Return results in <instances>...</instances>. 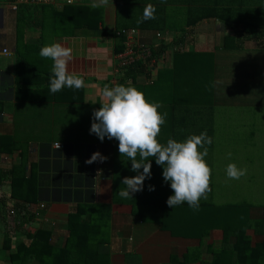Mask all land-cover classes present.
Here are the masks:
<instances>
[{"label": "crops", "instance_id": "0c3cea01", "mask_svg": "<svg viewBox=\"0 0 264 264\" xmlns=\"http://www.w3.org/2000/svg\"><path fill=\"white\" fill-rule=\"evenodd\" d=\"M10 2L11 0H0V70L11 75L13 79L10 88L0 90V135H7L8 141L15 140L14 143L25 150L23 161L27 172H30V163L37 162L42 152L44 155L47 153L46 159H49L51 165L52 152L53 149H57V143L60 145L59 149L70 145L67 149L72 155L69 160L73 162L71 163L73 167L70 171L59 172L61 176L69 177L68 180L73 181L74 178L84 180L85 176L92 174L90 171H94L98 166L95 173L97 201L108 205L107 225L99 245L103 254L100 264H180L186 252L190 258L191 249L198 245V240L173 235L162 227V218L160 219L162 214H167L168 218L172 219L165 226L177 228L179 225L178 222L176 225L173 224L177 212L170 215L172 209H169L166 203L168 196L173 193L170 182L163 179V167L157 165L154 158H150L152 175L150 179H145L143 190L134 193L132 198H122L118 194L125 187L122 179L125 176L136 175L131 171V161L126 156H120L116 139L109 140L105 137L101 142L95 134L90 133L92 113L100 107L103 88L105 86L111 88L117 84L133 85L126 68L115 70L117 62L114 36L72 33L71 21L66 22L67 18L61 14L68 5H92L93 0H74L72 4L67 3V0H53L47 5H20L17 10L10 8ZM239 3H244L242 7L247 10V20L258 21L264 27V0L243 2L239 0ZM102 8L101 27L114 29L115 1L113 0L112 4L109 0L108 6ZM224 33L223 27L217 21L202 22L196 27V40L192 46L195 52L212 55L210 60L214 69L212 84L216 108L222 106L217 96L223 86L226 88L225 93L229 95L238 85L242 86L243 91L246 87L260 86L263 89L261 92H264V50H256L252 43L246 44V49L242 50L223 49L219 47L220 43L216 37ZM211 37L213 40L210 47L207 43L206 46H201L202 38L205 42L209 40L208 43H211ZM53 42H60L73 50L69 71L82 75L84 87L70 88V92L64 89L54 94L49 87L44 88L43 84H39L41 77L38 75L33 79L24 76L33 83L23 87L16 99L14 87L16 58L23 57L33 74L34 71L42 75L52 74L53 61L41 57L39 52L42 46ZM3 49L10 55L3 54ZM172 56V52L166 54L163 62L158 65L156 77L161 68L170 69L173 66ZM135 78L136 83L144 87L133 86L142 90L149 102H159L162 105L159 111L167 114L158 137L159 141L166 144L169 138L176 140V133L188 132L191 114L188 112L189 107L185 108L183 105L175 107L174 89L169 88L170 82L166 83V86L164 84L165 90L159 92L154 85L146 87L148 84L144 82L142 74L136 75ZM54 96L59 101H54ZM226 106L253 107L252 103L243 105L228 103ZM47 143L48 149L41 147ZM90 145L95 151L106 156L107 162L86 164ZM2 147L10 149L11 143L8 142ZM19 156L18 150L6 152L4 158L0 159V166L8 168L11 164L19 163L21 161ZM137 159L139 160V156ZM99 169L103 171V175L98 176ZM48 170L45 168L40 174L45 172L51 174L52 171ZM149 185H154L155 190L149 191ZM9 190V183L4 180L0 184V264H11L9 254L15 251L17 243L25 239L23 230H13L7 235L4 248L5 230L2 222L8 216L7 210L14 207V201L8 199ZM73 209L74 203L70 202L31 204L28 211L33 217L26 229L29 228L31 231L38 228L48 229L52 232V241L63 244L67 235V216ZM98 239L99 236L95 240ZM220 239L221 234L214 230L204 240L217 245ZM174 256L175 261H172L171 258ZM211 256L208 251L201 254L202 260H209ZM28 264L38 262L31 259ZM186 264L199 263L189 261Z\"/></svg>", "mask_w": 264, "mask_h": 264}, {"label": "trees", "instance_id": "16d2710c", "mask_svg": "<svg viewBox=\"0 0 264 264\" xmlns=\"http://www.w3.org/2000/svg\"><path fill=\"white\" fill-rule=\"evenodd\" d=\"M114 1L116 20L112 30L101 27L103 8H93L90 4L68 5L61 14L67 18L66 22L71 21L72 33L114 36L115 53L124 50V37L117 34L122 29H138L142 40L146 43H151L154 34L161 32L164 39L153 50V55L172 52L173 66L170 69L161 68L156 81L146 87L150 88L154 85L153 87L161 92L165 90L163 85L166 86V83L170 82L169 88L174 89L175 107H182L181 105L185 108L189 107L191 127L196 126L202 119L205 121L206 115L211 116V123L214 122V112L218 109L214 104L212 84L214 69L210 60L212 55L195 52L192 48L196 40V27L205 21H217L225 32L224 35L216 37L220 43L219 47L231 51L242 50L246 49V44L252 43L256 50H264V27L258 21L246 19L247 10L242 7L244 3H239V0ZM148 5L155 6V19L142 20L144 9ZM138 21L142 22L138 23ZM16 60L14 73L16 99L23 87L33 83L24 76L33 79L38 75L41 77L39 84H43L44 88H50L52 74L42 75L36 71L33 74L23 57L18 56ZM144 64L136 63L126 68V73L131 76L132 84L135 86L139 85L135 77L144 72ZM42 78L47 81L43 83L45 80L43 81ZM12 81L11 75L0 70V90L10 88ZM62 90L71 91L68 87ZM53 100L59 101L55 96ZM188 134L192 135L195 132L176 133L175 137L181 141L185 140ZM251 134L253 135L252 132ZM8 142L11 143V148L4 149L2 145L6 146ZM14 142L15 140L12 139L8 141L7 135H0V159L11 150L20 151L21 158L19 163L11 164L8 168L0 166V184L4 180L8 181L10 188L8 199L14 201L12 209L16 212L12 227L6 219L9 216L8 210V216L4 217L5 220L2 222L5 230L4 248H6L7 235L13 230H23L25 234V239L17 243L15 251L9 254L10 263L28 264L31 259H35L38 264H100L103 254L99 245L107 225L108 205L97 201L95 173L98 171V168L96 169L98 166L94 171H90L92 174L86 175L84 180L74 178L71 181L68 180L69 177L61 176L59 172L70 171L73 167L71 166L73 162L69 160L72 155L67 149L70 145H65L63 148L53 149L51 165L49 159H46L47 153L44 155L42 152L37 162L30 163L31 169L27 172L23 161L25 150ZM41 147L48 149L49 144H42ZM88 148L90 157L95 148L92 145ZM45 168L52 173L40 174ZM100 169L98 176L104 174ZM213 192L214 190L208 193L206 199L200 200L198 210H193L186 202L173 207L170 215L177 212V218L173 222L174 225L178 222L177 228L165 226L168 221H172L167 214H162L160 217L162 227L173 235L198 240V245L191 249L190 258L186 252L180 264L189 261L199 264H264V204L255 205L260 208V212L254 213L253 203L240 198L214 202L213 198L216 194ZM43 202L74 203V209L67 216V235L63 244L54 243L52 232L48 229L38 228L34 231L26 229L33 217L28 207ZM214 230L221 234L217 245L204 240ZM97 236L99 239L95 240ZM204 251L212 255L209 260H202L201 254ZM175 258L174 256L171 260L175 261Z\"/></svg>", "mask_w": 264, "mask_h": 264}, {"label": "clouds", "instance_id": "9594fccd", "mask_svg": "<svg viewBox=\"0 0 264 264\" xmlns=\"http://www.w3.org/2000/svg\"><path fill=\"white\" fill-rule=\"evenodd\" d=\"M74 0H68L72 4ZM113 4V0H111ZM109 0H93V8L108 6ZM155 6L148 5L143 12L142 20L155 19ZM142 21H138L140 23ZM73 50L60 42L44 45L40 56L51 59L52 78L50 91L56 93L63 88L84 87L82 75L69 71V63L73 59ZM100 107L92 113L90 133L95 134L101 142L107 137L118 141L120 156H126L131 161V171L134 176H125V185L119 191L122 198H132L136 192L142 191L146 178H151L150 158L163 167L164 181L170 182L172 189L166 203L173 207L187 203L193 210L199 209L200 200L207 198L210 190L211 168L205 157L208 149L205 145L212 143L206 132L189 135L183 141L169 138L162 144L158 137L165 123L166 113L159 109V102H149L144 93L136 87L117 84L109 88L105 86L101 92ZM60 145L57 143V149ZM200 149H203L201 151ZM139 156V160L137 157ZM229 158L231 153H228ZM107 157L95 151L85 160L86 164L104 162ZM142 169V171H141ZM247 174L246 168H240L235 163H229L226 168L228 179L238 180ZM154 185H149V191H154Z\"/></svg>", "mask_w": 264, "mask_h": 264}, {"label": "rangeland", "instance_id": "374dc122", "mask_svg": "<svg viewBox=\"0 0 264 264\" xmlns=\"http://www.w3.org/2000/svg\"><path fill=\"white\" fill-rule=\"evenodd\" d=\"M211 40L212 37L208 43L209 40L205 42L202 38L201 46L207 43L210 47ZM225 89V86L221 87L217 96L222 106L217 107L214 122L211 123V116L206 115L205 121H198L194 127L190 124L188 133L193 131L198 135L206 132L212 139L210 145H205L208 149L205 160L211 168L207 194L214 190V202L240 198L253 203L254 213H259L260 208L255 205L264 204V92L260 86L246 87L243 91L238 85L230 95L225 93ZM228 103H252L253 107L226 106ZM228 153H231L230 158ZM229 163L246 168L247 174L238 180L228 179L226 168Z\"/></svg>", "mask_w": 264, "mask_h": 264}, {"label": "built area", "instance_id": "2783aa9c", "mask_svg": "<svg viewBox=\"0 0 264 264\" xmlns=\"http://www.w3.org/2000/svg\"><path fill=\"white\" fill-rule=\"evenodd\" d=\"M53 0H11L10 8L17 10L20 5H47L52 3ZM68 3V0H67ZM124 37V50L115 53L117 62L116 71L125 69L129 66H134L136 63H145V69L142 72L143 80L146 84H153L156 80L158 65L163 62L166 57L165 53L158 56L153 55V50L162 42L164 35L161 32H156L152 38L151 43H146L142 40L140 31L136 28L122 29L118 33ZM3 54L10 55L6 50H2ZM8 224L12 227L15 223V211L9 209Z\"/></svg>", "mask_w": 264, "mask_h": 264}]
</instances>
